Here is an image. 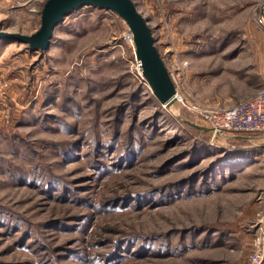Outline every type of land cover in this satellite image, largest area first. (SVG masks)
Returning <instances> with one entry per match:
<instances>
[{
  "label": "rangeland",
  "instance_id": "1",
  "mask_svg": "<svg viewBox=\"0 0 264 264\" xmlns=\"http://www.w3.org/2000/svg\"><path fill=\"white\" fill-rule=\"evenodd\" d=\"M47 1L0 0L1 30L37 34ZM132 1L175 111L111 9L75 8L46 48L0 38V264H264V133L185 123L264 87V0Z\"/></svg>",
  "mask_w": 264,
  "mask_h": 264
},
{
  "label": "water",
  "instance_id": "2",
  "mask_svg": "<svg viewBox=\"0 0 264 264\" xmlns=\"http://www.w3.org/2000/svg\"><path fill=\"white\" fill-rule=\"evenodd\" d=\"M87 4L111 9L126 21L134 36L137 59L141 61L145 79L148 81L158 100L170 110L175 111L179 104L175 86L155 47L156 41L153 37L152 30L148 26V21L140 14L132 0H48L42 11V28L37 34L26 36L6 33L1 30L0 25V38L14 39L26 43L33 48H46L59 22L75 8ZM53 8L58 9L55 14L51 15ZM185 123L199 131L209 133L217 141L222 139L224 135L223 132L216 131L210 127L205 128L189 121H185ZM258 147L264 149V143Z\"/></svg>",
  "mask_w": 264,
  "mask_h": 264
},
{
  "label": "built area",
  "instance_id": "3",
  "mask_svg": "<svg viewBox=\"0 0 264 264\" xmlns=\"http://www.w3.org/2000/svg\"><path fill=\"white\" fill-rule=\"evenodd\" d=\"M258 23L264 26V18L259 17ZM262 32L264 34V30ZM139 64L142 66L141 61ZM176 96L180 102L177 89ZM200 116L208 127L216 131L264 133V87L244 103L231 108L206 107L200 111Z\"/></svg>",
  "mask_w": 264,
  "mask_h": 264
},
{
  "label": "trees",
  "instance_id": "4",
  "mask_svg": "<svg viewBox=\"0 0 264 264\" xmlns=\"http://www.w3.org/2000/svg\"><path fill=\"white\" fill-rule=\"evenodd\" d=\"M193 130H196L198 131L197 129L195 128H192ZM237 134H251V133H254V134H260V133H256V132H245V131H239V132H235ZM201 150V154L204 153V154H208V151L210 152L211 149H206V148H200ZM254 152H257V151H254Z\"/></svg>",
  "mask_w": 264,
  "mask_h": 264
},
{
  "label": "bare ground",
  "instance_id": "5",
  "mask_svg": "<svg viewBox=\"0 0 264 264\" xmlns=\"http://www.w3.org/2000/svg\"><path fill=\"white\" fill-rule=\"evenodd\" d=\"M58 8H53L52 10H51V15H53V14H55V12H56V10H57ZM133 40H134V36H133ZM140 62V61H139ZM142 67V66H141Z\"/></svg>",
  "mask_w": 264,
  "mask_h": 264
}]
</instances>
